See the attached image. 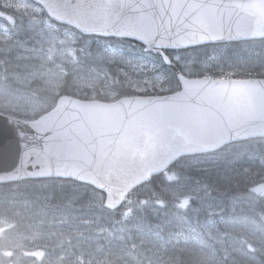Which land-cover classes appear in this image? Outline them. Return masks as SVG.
<instances>
[{
  "label": "water",
  "instance_id": "95a60500",
  "mask_svg": "<svg viewBox=\"0 0 264 264\" xmlns=\"http://www.w3.org/2000/svg\"><path fill=\"white\" fill-rule=\"evenodd\" d=\"M81 35L162 49L264 38V0H31ZM0 19L14 18L0 11ZM174 67V66H173ZM180 90L112 103L69 96L36 121L0 113V183L58 177L91 185L116 209L122 196L178 157L264 137V79H189ZM250 192L264 197V182ZM264 225V212L257 214Z\"/></svg>",
  "mask_w": 264,
  "mask_h": 264
},
{
  "label": "rangeland",
  "instance_id": "374dc122",
  "mask_svg": "<svg viewBox=\"0 0 264 264\" xmlns=\"http://www.w3.org/2000/svg\"><path fill=\"white\" fill-rule=\"evenodd\" d=\"M0 9L15 19L13 26L0 20V50L8 51V46L12 44L16 51L15 59L35 61L40 67L9 75L6 74L9 64L0 61V112L20 119L39 116L48 109L42 96H59L66 78L70 88L73 87L71 93L82 97L87 95L88 99H93L99 94L107 101H114L123 87H131L133 94H162L168 91L166 76L159 72L158 65L132 64L131 61L104 50L93 55L85 46L76 49L71 45L70 33L61 30L66 39L59 38L56 33L59 28L47 15V18L44 17L40 6L30 0H0ZM38 17L40 19H37ZM168 56L187 77L203 76L213 63L220 64L216 58L201 60L175 51L170 52ZM233 60L238 62L237 59ZM83 62H91L95 69L93 66L87 67ZM229 68L232 72L237 70L234 67ZM67 72L68 77L64 74ZM219 160L217 156L206 160L196 159L188 164L180 163V170L176 169L172 174L162 172L157 179L165 186L161 184L164 189L157 186V193L162 195L164 201H171L179 207H187V199L194 196L200 197L202 202L199 203L204 207L209 206L208 199L214 197V204H222L220 195L214 194L210 189L218 187V192L223 191L237 175H226L222 168L218 169L223 165ZM188 166L190 170L184 171ZM250 167L256 169L258 164L253 162ZM262 170L264 173L263 168ZM197 171L199 174L203 171V179H206L205 183L209 187L208 190L204 186L201 194H198L201 187L189 182L187 175L189 173L195 178ZM213 174L217 177H213ZM30 192H27L26 186L23 185L20 186V191L0 195L1 259H14L13 262L20 264H101L105 261V255L102 258L100 246L95 239L98 235H107L108 218L93 214L88 208L83 210L81 205L75 206L72 202L68 205L63 203L59 208L43 207L41 204L38 207L37 204H32V201L36 202L32 198L36 197L43 203L45 197L41 195L42 197L29 198ZM164 201L159 199L153 204L151 201L129 195L124 198L116 216L121 219L130 215L140 217L146 209H153L165 203ZM111 218H114V215ZM19 224L24 225L27 228L24 230L30 232V235L14 236L6 231L8 225ZM240 233L232 238L220 234L214 237L215 244L223 254L221 261L225 264H262L256 255L264 258V234L246 231ZM121 247L122 245L118 249ZM179 248L182 249V246ZM131 251L130 256L127 254L131 264H164V259L172 261L177 254L172 248L158 247L151 241L149 244L143 243L142 246L135 245ZM192 253L198 257L201 255L205 262L214 263L218 260L201 249L200 252L196 249Z\"/></svg>",
  "mask_w": 264,
  "mask_h": 264
},
{
  "label": "trees",
  "instance_id": "16d2710c",
  "mask_svg": "<svg viewBox=\"0 0 264 264\" xmlns=\"http://www.w3.org/2000/svg\"><path fill=\"white\" fill-rule=\"evenodd\" d=\"M43 15L47 18L44 12ZM37 19L40 18L38 17ZM55 26L59 28V30H56L59 38L66 39L62 36L63 32H61V30H67L70 33L71 45L76 49L80 46H85L93 55L104 50L113 55L123 57L131 61L132 64L145 65L144 63H146L158 65L157 69L159 72L166 76L165 82L168 90L166 93L162 94H171L179 90V81L175 70L170 66L164 65L161 58L157 54L149 51L144 45L124 38L100 37L96 35L83 36L72 27L59 24H55ZM11 45L12 44L8 46V51L0 50V61L6 65L9 64L6 74L10 75L12 73L27 72L40 68L35 61H19L15 59L16 51L13 49V45ZM173 51L182 55L186 54L193 56L201 60L209 58H216L219 60L221 65L219 63H213L203 76H189V78L264 79V38L201 44L181 50H165V53L169 55L170 52ZM233 59H237L238 62H234ZM225 62H227V64ZM83 63L86 64L87 67L93 66L91 62ZM174 65L176 69L183 74L179 66H177V64ZM251 66L253 69H251ZM229 67L237 68V70L232 72ZM92 68L95 69V66ZM64 74L68 77L69 72ZM66 79L65 85H63V89L60 91L61 94L59 96L68 95L79 100L108 102L103 95L99 94H96L93 99L86 98L87 95H83L84 97L76 96L74 93L70 92L73 87L70 88V83ZM10 87L16 89L12 86ZM146 95L161 94H133L131 87H123L119 91L117 99L121 97ZM57 97L58 96H42L44 102L48 106V109L44 112L53 108ZM37 118L38 116L27 120H35ZM214 156H217L220 159L219 161L223 164L221 167H218V169L222 168L226 175H237L236 178L230 180L231 182L226 185L223 191L218 192L216 190L218 187H216V189L212 188L215 190L210 189L214 194L217 193L218 196L220 195L222 204L218 205L216 204L217 202L214 204V202H212L214 197L208 199L207 204L209 206H206V208L199 203L202 202L199 199L200 197L194 198V196L187 199L189 200L187 207H179L171 201H164L162 195L157 193V186L163 189V186H165L162 181H158L159 179H157L162 172L172 174L171 172L174 173L176 169L180 170L179 164H182V162L188 164V162L192 160H206ZM253 162L258 164L256 169L250 167ZM206 164L207 163H205V165ZM203 166L201 167L204 168ZM262 168L264 169V138L233 142L223 145L215 152L180 157L169 168L157 175L150 176L146 182H143L141 185L128 192L123 197L121 205L124 202V198L129 195L136 199L151 201L153 204L157 203L159 199L165 203L153 209H146L144 214L140 217H138V215H130L124 219L116 216L118 208H120L121 205L114 211L107 210L102 206L104 198L103 193L95 190L89 185L76 183L67 179L52 178L44 179V181L22 180L16 183L0 184V195L20 191V186L24 185L27 188V192L31 191L29 198L32 196L45 197L43 203L39 202L36 197L32 198L36 201H32V204H37L38 207L42 205L43 207L49 206L51 208L54 206L59 208L63 203L68 205L69 202H72L75 206L81 205L83 210L88 208L87 210L89 212L93 214L96 213L100 215V217H105L106 219L108 218L109 220H107L106 225L107 235H98L95 239L96 243L100 246L102 258L105 255V261L101 264H131V261L127 259V254L129 256L132 254L131 250L135 245L142 246L143 243L149 244L150 241L158 247L172 248L177 252L175 257L171 259L172 261L164 259V264H225L221 261L223 254L219 246L215 244V236L220 234L232 238L241 234L240 231L257 232L259 233L258 235L264 234V225L261 224L257 217V212L264 211V198L251 193L249 190L253 185L264 182ZM187 169L190 170V166L184 171L188 172ZM187 175L189 177V182H193V185H198L199 188L201 187L198 190V194L203 193L202 190H204V186L209 190V187L205 183L206 179H203V171L200 174L197 171L195 178H192L189 173H187ZM213 177L216 178L217 176L213 174ZM45 181L48 183H43ZM161 184H163V186ZM226 198L229 200H226ZM3 203L5 204V201ZM110 215H114V218H111ZM24 229L27 230L22 224L8 225L6 231L11 232L14 236H20L22 234L30 235V232H26ZM120 245H122V247L118 249ZM179 246H182V249H180ZM196 249L199 252L200 249L204 252H208L210 255L212 254V257L218 258V260L214 263L213 261L205 262L201 255H199V257L198 255H193L192 252ZM72 250L74 252V249ZM256 256H258L261 263L264 264L263 256L258 254ZM13 260L14 259L5 260L0 258V264H20L13 262Z\"/></svg>",
  "mask_w": 264,
  "mask_h": 264
}]
</instances>
